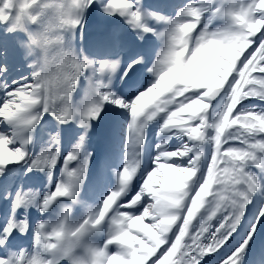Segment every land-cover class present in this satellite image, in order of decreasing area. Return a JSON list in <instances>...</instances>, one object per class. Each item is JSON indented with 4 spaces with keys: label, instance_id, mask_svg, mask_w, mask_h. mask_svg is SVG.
Returning a JSON list of instances; mask_svg holds the SVG:
<instances>
[{
    "label": "snow or ice",
    "instance_id": "1",
    "mask_svg": "<svg viewBox=\"0 0 264 264\" xmlns=\"http://www.w3.org/2000/svg\"><path fill=\"white\" fill-rule=\"evenodd\" d=\"M0 178V264H245L264 0H0Z\"/></svg>",
    "mask_w": 264,
    "mask_h": 264
},
{
    "label": "clouds",
    "instance_id": "2",
    "mask_svg": "<svg viewBox=\"0 0 264 264\" xmlns=\"http://www.w3.org/2000/svg\"><path fill=\"white\" fill-rule=\"evenodd\" d=\"M49 17L55 19V11L51 10L49 12ZM59 37L56 33H52L49 37V40L42 46L37 47L36 52L42 57L47 58L50 65L55 67V65L59 62L60 52H59ZM63 39L67 40V35H63Z\"/></svg>",
    "mask_w": 264,
    "mask_h": 264
},
{
    "label": "bare ground",
    "instance_id": "3",
    "mask_svg": "<svg viewBox=\"0 0 264 264\" xmlns=\"http://www.w3.org/2000/svg\"><path fill=\"white\" fill-rule=\"evenodd\" d=\"M157 179H159L158 177H157ZM145 221H149V218H145L143 221H141L139 224H138V226H139V230H141L142 228H143V226L145 225ZM249 246H251V247H253V244H249ZM245 261V260H244ZM246 262L247 261H245V264H246Z\"/></svg>",
    "mask_w": 264,
    "mask_h": 264
},
{
    "label": "rangeland",
    "instance_id": "4",
    "mask_svg": "<svg viewBox=\"0 0 264 264\" xmlns=\"http://www.w3.org/2000/svg\"><path fill=\"white\" fill-rule=\"evenodd\" d=\"M202 70H206V69H202ZM255 106H257V105H251V106H249V107H255ZM190 114V113H189ZM254 204H255V201H254ZM148 222L149 221H145L144 223L145 224H148ZM136 230H139V226L137 225V227H136V229H134V231H136ZM219 255V254H218Z\"/></svg>",
    "mask_w": 264,
    "mask_h": 264
}]
</instances>
